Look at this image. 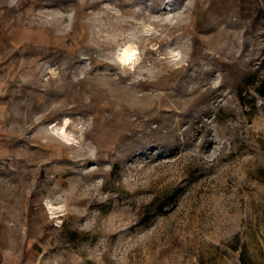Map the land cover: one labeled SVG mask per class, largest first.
<instances>
[{
    "label": "rangeland",
    "instance_id": "rangeland-1",
    "mask_svg": "<svg viewBox=\"0 0 264 264\" xmlns=\"http://www.w3.org/2000/svg\"><path fill=\"white\" fill-rule=\"evenodd\" d=\"M0 264H264V0H0Z\"/></svg>",
    "mask_w": 264,
    "mask_h": 264
},
{
    "label": "bare ground",
    "instance_id": "bare-ground-1",
    "mask_svg": "<svg viewBox=\"0 0 264 264\" xmlns=\"http://www.w3.org/2000/svg\"><path fill=\"white\" fill-rule=\"evenodd\" d=\"M138 47L134 42L124 41L120 43L116 49L115 56L117 61L122 65L132 66L139 58ZM175 55V54H174ZM178 57V56H177ZM68 118H62L60 124H53L52 127L56 134H58L65 141L72 138V134L67 130ZM60 206H56L58 208Z\"/></svg>",
    "mask_w": 264,
    "mask_h": 264
}]
</instances>
